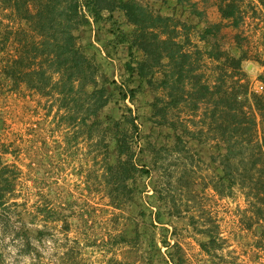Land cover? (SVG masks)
Here are the masks:
<instances>
[{
    "label": "rangeland",
    "instance_id": "1",
    "mask_svg": "<svg viewBox=\"0 0 264 264\" xmlns=\"http://www.w3.org/2000/svg\"><path fill=\"white\" fill-rule=\"evenodd\" d=\"M138 1L177 22V39L185 50L201 51L193 53L191 61L198 58L196 72L203 73V81L214 84L216 66L222 64V59L205 52L219 50L244 56L238 70L241 82L249 94H264V4L237 0L242 18L234 25L231 18L221 17L217 0L183 1L177 8L176 0ZM23 31L29 38L37 37L0 0V157L9 180L0 185L6 201L0 208V264H150L151 257L152 264H264V235L252 215L247 189L234 184L218 193L213 187L222 174L224 148L211 136L210 102L196 106L187 93L192 79L187 76L183 83L187 98L165 110L168 122L196 131L199 139L182 134L186 139L178 142L184 145L175 143V132L180 131L152 117L154 96L169 101L168 89L156 90L144 79L133 99L121 100L120 90L129 92L134 86L123 75L121 56L111 67L103 65L108 80L116 82L108 84L113 94L99 113L104 123H82L79 106H74V120L69 121L67 109L58 107V95L16 86L5 74ZM159 77L156 73L153 79ZM259 84L262 90H257ZM245 110L256 116L252 138L259 140V112L251 100ZM107 113L127 114L138 126L127 135L135 163L149 172L136 175L130 200L109 196L105 162H112L114 153ZM246 137L248 133L243 142H248ZM235 152H241L239 144ZM242 165L230 166L238 180ZM190 216L198 227L217 230L216 250L207 253L201 248L206 238L190 223ZM169 254L176 262L169 261Z\"/></svg>",
    "mask_w": 264,
    "mask_h": 264
},
{
    "label": "trees",
    "instance_id": "2",
    "mask_svg": "<svg viewBox=\"0 0 264 264\" xmlns=\"http://www.w3.org/2000/svg\"><path fill=\"white\" fill-rule=\"evenodd\" d=\"M4 1L37 35L29 38L23 31L17 54L4 67L5 74L16 86L24 85L40 93L53 92L58 95V107L67 109V115L74 112V106L83 108L84 124H88L89 120V124L104 123L99 113L112 97L113 92L108 84L114 82L108 80L104 66L111 67L113 60L121 56L125 57L120 66L121 69L123 67V75H126L129 83H134L129 92L120 90L121 100L133 99L144 79L155 84L156 90L168 89L169 101H165L163 96H154L150 104L152 117H159L158 124L180 131L175 132L176 144L186 143L178 142L186 138L199 139L196 131L176 122H168L165 114L166 108L175 107L187 98L183 83L187 76L192 79L191 90L187 93L196 106L202 101L210 102L211 136L216 145L224 148L220 156L222 174L217 176V183L213 187L218 193H222L221 188L230 189L234 184L247 189L244 193L251 205L252 215L260 233L264 235V94H249L246 85L241 82L238 70L244 56L207 50L205 53L209 57L217 61L222 59V64L216 66L219 72L215 82L210 85L202 80L203 73L196 72L200 68L198 58L191 61L192 54L201 51L185 50L184 42L177 39V22L138 0ZM183 1L190 4V0H176L175 7L182 6ZM217 1L221 17L231 18L234 25H238L242 10L237 0ZM258 2L264 4V0ZM156 73L160 77L153 79ZM53 74L57 75L55 79ZM261 79L264 82V78ZM250 100L260 116L262 135L259 140L252 138L257 126L256 116L252 112L248 116L249 112L245 110ZM104 116L114 153V160L105 162L106 182L112 189L109 196L120 201L125 197L130 200L135 192L136 175L149 172L145 166L139 167L135 163L131 140L127 135L131 128L136 132L138 126L135 118H127V114L114 117L107 113ZM68 117L69 121L74 120L73 115ZM245 133H248V142H243ZM182 134L187 135L185 139ZM237 144L241 154L235 152ZM237 162L243 164V171L239 172L240 180L230 168ZM4 170L0 157V185L9 181ZM5 202V194L0 189V208L4 207ZM190 219L195 229L206 238L200 242L201 248L207 253L211 252L210 249L216 250L217 230L210 226L198 227L194 217L190 216ZM247 227L250 228L251 224ZM123 238L126 239L125 236ZM164 243L169 245L166 240ZM169 255V261L176 262L173 255ZM149 259L152 264V257Z\"/></svg>",
    "mask_w": 264,
    "mask_h": 264
},
{
    "label": "built area",
    "instance_id": "3",
    "mask_svg": "<svg viewBox=\"0 0 264 264\" xmlns=\"http://www.w3.org/2000/svg\"><path fill=\"white\" fill-rule=\"evenodd\" d=\"M262 88H263V85L262 84H259L257 90H262Z\"/></svg>",
    "mask_w": 264,
    "mask_h": 264
},
{
    "label": "crops",
    "instance_id": "4",
    "mask_svg": "<svg viewBox=\"0 0 264 264\" xmlns=\"http://www.w3.org/2000/svg\"><path fill=\"white\" fill-rule=\"evenodd\" d=\"M95 44L99 46V44H98V43H95Z\"/></svg>",
    "mask_w": 264,
    "mask_h": 264
}]
</instances>
